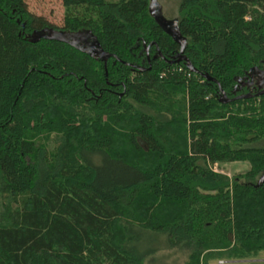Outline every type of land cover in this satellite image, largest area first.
Wrapping results in <instances>:
<instances>
[{
	"label": "trees",
	"instance_id": "trees-1",
	"mask_svg": "<svg viewBox=\"0 0 264 264\" xmlns=\"http://www.w3.org/2000/svg\"><path fill=\"white\" fill-rule=\"evenodd\" d=\"M150 1L61 0L57 27L0 0V264H143V232L183 264L264 252V95L219 90L264 67V0L180 1L196 73Z\"/></svg>",
	"mask_w": 264,
	"mask_h": 264
},
{
	"label": "rangeland",
	"instance_id": "rangeland-1",
	"mask_svg": "<svg viewBox=\"0 0 264 264\" xmlns=\"http://www.w3.org/2000/svg\"><path fill=\"white\" fill-rule=\"evenodd\" d=\"M107 3H116L119 0H105ZM160 7L162 17L166 22H173L179 17V4L181 0H155ZM28 11L36 16L43 17L54 26L61 27L64 17V8L61 0H25ZM248 169L246 163H230L217 165L216 173L229 178ZM147 233V234H146ZM167 238L157 236L150 232L138 233L131 241L132 251L139 257L143 264H183L185 255L181 252L169 250ZM213 264H264V252L258 254L254 260L245 262H214Z\"/></svg>",
	"mask_w": 264,
	"mask_h": 264
},
{
	"label": "water",
	"instance_id": "water-1",
	"mask_svg": "<svg viewBox=\"0 0 264 264\" xmlns=\"http://www.w3.org/2000/svg\"><path fill=\"white\" fill-rule=\"evenodd\" d=\"M150 2H151L150 8L152 10V13L154 14V18L157 21V23L161 26V28L164 25L165 27L171 26L173 29V33H170L163 28V30L166 33H169L174 39H176V41L180 47V51L178 54V60L176 61V63L184 62L186 64L187 68L189 69V71H191L192 73H196V70L193 67H191V65L189 64L187 59L183 56L184 49H185V42L181 41L179 39V35L176 33V21L166 22L161 15L160 7L157 5L156 1L151 0ZM55 39H57V38H55ZM60 40L62 42H67L69 45H72V46H75L78 43H83V44H86L89 48H94L96 53L103 60L104 65H106L107 60L110 58L109 55H105L103 53V51L99 48V44H97V42H95L94 39H91L89 36H83V35H77V36H72V37L61 36ZM206 80L213 82V80H210L207 77H206ZM219 90H220L222 99H224L221 102L223 104L230 102L229 100H227L226 95L224 93H222V90L220 88H219ZM262 94H264V91L260 95H262ZM247 98H249V96L245 95V96L237 97L234 100L247 99ZM234 100H231V101H234Z\"/></svg>",
	"mask_w": 264,
	"mask_h": 264
},
{
	"label": "flooded vegetation",
	"instance_id": "flooded-vegetation-1",
	"mask_svg": "<svg viewBox=\"0 0 264 264\" xmlns=\"http://www.w3.org/2000/svg\"><path fill=\"white\" fill-rule=\"evenodd\" d=\"M166 31L173 33V29L171 26L163 27ZM248 80V81H247ZM264 91V67L262 69H254L248 75V78L243 81H238V85L233 91L231 97H227L231 103L235 98L240 96H249L247 99H239V100H252L263 96L264 94L260 95ZM224 99H222L223 101ZM235 101V100H234ZM226 103V104H228Z\"/></svg>",
	"mask_w": 264,
	"mask_h": 264
},
{
	"label": "built area",
	"instance_id": "built-area-1",
	"mask_svg": "<svg viewBox=\"0 0 264 264\" xmlns=\"http://www.w3.org/2000/svg\"><path fill=\"white\" fill-rule=\"evenodd\" d=\"M215 167H216V164L211 167V170L216 173V170H214Z\"/></svg>",
	"mask_w": 264,
	"mask_h": 264
},
{
	"label": "crops",
	"instance_id": "crops-1",
	"mask_svg": "<svg viewBox=\"0 0 264 264\" xmlns=\"http://www.w3.org/2000/svg\"><path fill=\"white\" fill-rule=\"evenodd\" d=\"M224 262V261H223ZM228 262H232V263H235V262H245V261H228ZM221 263V262H220Z\"/></svg>",
	"mask_w": 264,
	"mask_h": 264
}]
</instances>
